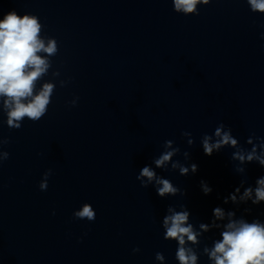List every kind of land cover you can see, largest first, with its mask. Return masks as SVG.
<instances>
[{
    "label": "water",
    "instance_id": "1",
    "mask_svg": "<svg viewBox=\"0 0 264 264\" xmlns=\"http://www.w3.org/2000/svg\"><path fill=\"white\" fill-rule=\"evenodd\" d=\"M9 10L40 18L59 44L54 67L73 80L63 88L57 81L39 122L25 119L19 130L0 125L12 141L0 168V264H158L156 252L178 264L177 242L162 238L161 221L180 203L193 224L209 223L217 206L237 216L250 206L247 219L264 220V204L223 203L241 179L233 150L209 157L200 144L219 123L245 147L252 132L264 136V14L251 13L244 0H214L199 16L177 14L171 0H0V19ZM166 140L198 165L188 176L156 169L185 197L161 198L136 179ZM261 175L264 168L247 165L248 184ZM201 180L211 194L202 193ZM85 202L96 211L94 222L73 217ZM205 237L201 251L219 232ZM199 264L208 258L201 255Z\"/></svg>",
    "mask_w": 264,
    "mask_h": 264
},
{
    "label": "clouds",
    "instance_id": "2",
    "mask_svg": "<svg viewBox=\"0 0 264 264\" xmlns=\"http://www.w3.org/2000/svg\"><path fill=\"white\" fill-rule=\"evenodd\" d=\"M213 2L214 0H171L173 10L184 16H199L200 6ZM244 2L251 13L264 14V0ZM260 27L264 28V24ZM260 38L264 39V31L260 33ZM59 50L57 39L46 34L45 25L37 15H19L15 10L3 14L0 19V114L6 116V120H0V125L6 123L9 129L19 130L25 119L36 123L48 113L57 81L63 88L73 80L72 77L61 79L60 68L54 67L53 58ZM49 75L51 79L45 80ZM78 101L79 97L75 96L68 103L75 107ZM181 136L186 138L189 147L194 145L191 132L184 131ZM11 142L10 137L0 134V168L10 158L5 146ZM245 143L251 147L242 145L233 135L232 128L224 123H219L211 134L204 133L200 136L203 153L209 157L225 148L233 150L230 156L233 171L241 179L239 186L224 197L223 203H231L236 209L249 202L253 206L264 204V175L256 178L254 186L248 184L247 177V165L255 163L264 168V136L252 132ZM161 147L162 152L152 159L151 164H145L139 169L136 179L142 188L154 187L161 198L185 197V189L159 175L156 169L178 171L179 175L188 176L198 172V165L190 163V152L182 151L174 140L164 141ZM178 156L183 157V162L174 159ZM51 175L52 169L42 174L39 182L41 191H47ZM200 189L204 195L213 191L205 180L200 181ZM252 211V207L246 206L241 215L237 216L236 210L217 206L212 210L209 223L193 224L186 204L169 205L161 221L162 238L177 242L175 259L178 264H199L201 255L208 258L209 264H264V220L259 217L247 219ZM73 217L94 222L96 211L91 204L85 202L78 210L73 211ZM214 230L219 232V238L213 239L210 246L204 244L201 251L200 245L206 238L205 234ZM132 251L138 253L140 249L137 247ZM155 260L158 264H166V257L162 252L155 253Z\"/></svg>",
    "mask_w": 264,
    "mask_h": 264
}]
</instances>
